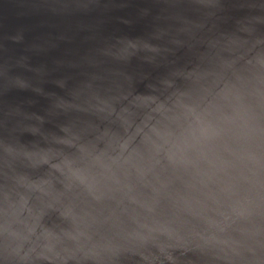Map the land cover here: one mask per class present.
<instances>
[{"label": "water", "instance_id": "95a60500", "mask_svg": "<svg viewBox=\"0 0 264 264\" xmlns=\"http://www.w3.org/2000/svg\"><path fill=\"white\" fill-rule=\"evenodd\" d=\"M0 264H264V0H0Z\"/></svg>", "mask_w": 264, "mask_h": 264}]
</instances>
